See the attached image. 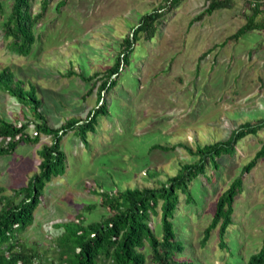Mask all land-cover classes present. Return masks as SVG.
I'll return each mask as SVG.
<instances>
[{"label": "rangeland", "instance_id": "obj_1", "mask_svg": "<svg viewBox=\"0 0 264 264\" xmlns=\"http://www.w3.org/2000/svg\"><path fill=\"white\" fill-rule=\"evenodd\" d=\"M58 1L50 2L36 24L38 40L28 56L9 51L1 26L10 1L3 0L0 10V70L9 68L25 90L35 93L54 128L70 118L84 119L95 108L98 86L125 36L141 16L171 0H67L57 11ZM210 2L180 0L171 11L165 10L155 36L134 44L129 66L105 94L109 114L99 118L95 133L88 134V146L75 130L63 136L66 172L46 185L33 224L16 235L18 243L35 250L45 264H57L62 224L77 219L88 224L109 216L99 204L100 189L156 187L175 176L181 164L197 160L179 144L195 150L225 141L244 123L264 120V29L228 39L251 16L253 3L225 1V7L197 19ZM40 3L31 1L33 15L40 11ZM261 5L264 10V0ZM260 20L264 12L255 22ZM79 74L92 80L87 83ZM0 118L17 125L34 121L28 106L1 90ZM33 129L30 125V135ZM44 143H51V138L41 135L33 145L21 142L12 153L0 156L4 194L26 186L39 171L38 151ZM263 143L264 128L238 141L235 155L222 156L217 170L207 164L205 173L189 185L190 203L178 192L172 224L185 246L178 260L246 264L259 251L264 239V158L243 177L226 249L219 247L216 230L205 247L200 240L218 197ZM154 145L168 150L153 149ZM157 212L150 225L160 237L159 206Z\"/></svg>", "mask_w": 264, "mask_h": 264}, {"label": "trees", "instance_id": "obj_2", "mask_svg": "<svg viewBox=\"0 0 264 264\" xmlns=\"http://www.w3.org/2000/svg\"><path fill=\"white\" fill-rule=\"evenodd\" d=\"M2 1L0 0V10H2ZM9 1V12L1 26L3 37L12 54L28 56L38 40L34 28L52 0H41L40 11L35 15L31 11L32 0ZM179 1L171 0L168 6L154 8L150 13L141 16L139 22L131 29L130 35L123 39L119 55L113 65L106 70L98 86L97 105L84 119L70 118L58 128L52 127L47 122L46 114L40 110L42 101L35 93L25 90L23 82L17 79L9 68L0 70V90L19 104L28 106L34 117L33 122L26 121L20 125L0 118V156L12 153L21 142L33 145L40 142L41 135L51 138V143L41 145L38 151L39 171L30 177L26 186L13 190L9 195L4 194L5 190L0 188V264H45L35 250L25 248L18 243L16 235L33 224L34 212L41 203L46 185L53 178L61 177L66 172L67 157L60 145L63 136L68 131L75 130L80 141L85 147L88 146V134L95 133L99 118L109 114V104L105 94L118 84L120 71L129 66L134 44L140 39L149 42L161 24L163 12L177 7ZM225 1L229 0H211L197 19L225 7ZM250 1L253 3L251 16L228 39L238 40L247 32L264 29V20L255 22L256 17L264 12L262 0ZM66 4L67 0H59L55 9L59 11ZM67 74L76 73L69 71ZM81 75L83 74H79V77L87 83L92 80V77L85 78ZM97 75L98 73H95L93 77ZM30 125L34 127L33 135L28 132ZM262 128H264V120L247 122L235 129L225 141L196 147L195 150L188 145L179 144V147L186 149L197 157V160L193 163L181 164L175 176L158 182L156 187H137L123 191L100 189L97 192L100 197L99 204L109 216L88 224H83L78 219L69 222L71 224H62L65 231L58 244L57 264H193L190 261L177 259V255L185 250L184 244L176 238L172 224L178 205V192L183 193L186 202L190 203L189 185L193 179L205 173L207 164L217 170L218 160L222 156L235 155L238 141L249 135H256ZM152 148L168 150L160 145H154ZM263 158L264 143L218 197L211 221L202 233L200 240L202 248L206 246L211 232L216 230L219 247L226 249V233L233 223L234 201L241 191L243 177L256 166L259 159ZM88 191L95 190L89 188ZM158 206L160 237L155 235L150 225L152 217L158 214ZM246 264H264V239L259 251L250 255Z\"/></svg>", "mask_w": 264, "mask_h": 264}]
</instances>
